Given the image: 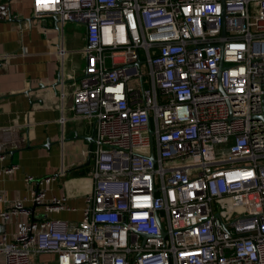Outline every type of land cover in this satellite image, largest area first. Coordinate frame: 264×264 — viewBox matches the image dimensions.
<instances>
[{
    "label": "built area",
    "instance_id": "1",
    "mask_svg": "<svg viewBox=\"0 0 264 264\" xmlns=\"http://www.w3.org/2000/svg\"><path fill=\"white\" fill-rule=\"evenodd\" d=\"M32 14L84 26L68 110L93 130L90 188L77 222L48 217L77 211L47 197L54 175L24 178L43 218L0 193V221L18 219L0 264H264V0H32Z\"/></svg>",
    "mask_w": 264,
    "mask_h": 264
},
{
    "label": "crops",
    "instance_id": "2",
    "mask_svg": "<svg viewBox=\"0 0 264 264\" xmlns=\"http://www.w3.org/2000/svg\"><path fill=\"white\" fill-rule=\"evenodd\" d=\"M64 25L60 32L52 16L34 17L32 0H0V168L18 167L13 175H0V193L8 202L25 200L33 218L40 219L44 213L30 203L31 185L24 178L54 175L47 197L64 194L77 211L48 217L77 222L83 195L90 188L92 162L86 152L92 146L93 130L68 110L73 82L67 76H75L81 64L71 57L70 34L64 32ZM80 59L84 65L81 55ZM17 221H0V236L10 238ZM34 264H55V258L41 255Z\"/></svg>",
    "mask_w": 264,
    "mask_h": 264
},
{
    "label": "rangeland",
    "instance_id": "3",
    "mask_svg": "<svg viewBox=\"0 0 264 264\" xmlns=\"http://www.w3.org/2000/svg\"><path fill=\"white\" fill-rule=\"evenodd\" d=\"M69 31L70 34V47L72 50L71 57L75 63L78 65L81 64L80 68L75 70V77L78 78L83 72L84 65L81 62L80 55L81 51L84 47V26L77 25V24H65L64 25V32ZM139 86L138 79L131 83L132 88H137ZM260 163H264V160H260Z\"/></svg>",
    "mask_w": 264,
    "mask_h": 264
},
{
    "label": "snow or ice",
    "instance_id": "4",
    "mask_svg": "<svg viewBox=\"0 0 264 264\" xmlns=\"http://www.w3.org/2000/svg\"><path fill=\"white\" fill-rule=\"evenodd\" d=\"M111 91V90H110ZM116 91H119V89H117Z\"/></svg>",
    "mask_w": 264,
    "mask_h": 264
}]
</instances>
